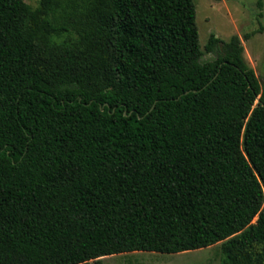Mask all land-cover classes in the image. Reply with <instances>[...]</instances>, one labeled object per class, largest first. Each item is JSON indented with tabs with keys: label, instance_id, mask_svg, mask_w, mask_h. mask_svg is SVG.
<instances>
[{
	"label": "trees",
	"instance_id": "16d2710c",
	"mask_svg": "<svg viewBox=\"0 0 264 264\" xmlns=\"http://www.w3.org/2000/svg\"><path fill=\"white\" fill-rule=\"evenodd\" d=\"M205 50L193 0H0V264H264V89Z\"/></svg>",
	"mask_w": 264,
	"mask_h": 264
},
{
	"label": "rangeland",
	"instance_id": "374dc122",
	"mask_svg": "<svg viewBox=\"0 0 264 264\" xmlns=\"http://www.w3.org/2000/svg\"><path fill=\"white\" fill-rule=\"evenodd\" d=\"M32 9L39 0H25ZM262 17L258 18L257 0H193L196 9V24L202 51L201 63L215 59L205 46L210 35L228 42L233 36H239L243 47V59L259 80L264 89V0ZM259 31L245 41L243 35ZM75 37L64 34L56 42L70 43ZM256 218L252 221L255 223ZM220 243L208 248L178 253L159 254L154 252H130L101 259L102 264H219Z\"/></svg>",
	"mask_w": 264,
	"mask_h": 264
},
{
	"label": "water",
	"instance_id": "95a60500",
	"mask_svg": "<svg viewBox=\"0 0 264 264\" xmlns=\"http://www.w3.org/2000/svg\"><path fill=\"white\" fill-rule=\"evenodd\" d=\"M257 220V219H256Z\"/></svg>",
	"mask_w": 264,
	"mask_h": 264
}]
</instances>
